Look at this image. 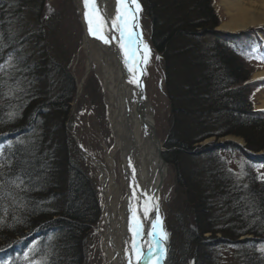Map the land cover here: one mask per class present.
Here are the masks:
<instances>
[{
    "label": "trees",
    "instance_id": "trees-1",
    "mask_svg": "<svg viewBox=\"0 0 264 264\" xmlns=\"http://www.w3.org/2000/svg\"><path fill=\"white\" fill-rule=\"evenodd\" d=\"M138 2L164 68L162 156L182 197L164 264H223L221 249L235 250L236 264H264V110L249 91L264 79L252 80L247 65L264 62V26L217 32L213 0ZM48 10L45 0H0V264H86L100 215L68 133L77 85L45 41Z\"/></svg>",
    "mask_w": 264,
    "mask_h": 264
},
{
    "label": "bare ground",
    "instance_id": "bare-ground-1",
    "mask_svg": "<svg viewBox=\"0 0 264 264\" xmlns=\"http://www.w3.org/2000/svg\"><path fill=\"white\" fill-rule=\"evenodd\" d=\"M78 9L79 21L83 29L82 52L85 56L84 72H89L94 65L104 89V97L108 106L107 120L112 131V141L105 148L104 161L89 154L88 160L96 171L102 195V216L99 222V250L103 256V264H129L132 234L129 221L132 216L130 205L137 210V216L143 225V235L139 243L147 253L151 243L148 232L152 229V221L156 219L155 209L143 215L145 201L152 200L158 204V214L163 229L164 181L169 172L160 153V147L148 132L145 123L152 121L151 101L144 88V68L138 65L137 75L142 86L131 83L133 74L123 60L119 47V33L112 27V19L116 15L117 0H95L97 8L105 17L106 34L110 43L91 36L84 18V0H73ZM138 2V1H137ZM224 10L225 21L218 26L227 33H240L249 28L264 26V0H219ZM139 3V2H138ZM140 4V3H139ZM135 8V5H132ZM141 15V5L138 16ZM142 28L136 29L142 35ZM117 39H112V37ZM143 51V50H142ZM143 71L140 72L139 70ZM146 69V68H145ZM254 77H264V70H258ZM75 96L82 91V81H76ZM264 108V100L261 102ZM153 111V110H152ZM133 193L136 199L133 200ZM155 198V199H152ZM151 207V205H149ZM132 264H137L134 257ZM139 264H153L147 255Z\"/></svg>",
    "mask_w": 264,
    "mask_h": 264
},
{
    "label": "rangeland",
    "instance_id": "rangeland-1",
    "mask_svg": "<svg viewBox=\"0 0 264 264\" xmlns=\"http://www.w3.org/2000/svg\"><path fill=\"white\" fill-rule=\"evenodd\" d=\"M50 9L42 14L45 19L44 26L48 30L49 36L45 41L47 46L51 49L52 56L58 60L63 59L62 62L67 66L72 76L77 80H81L84 75L85 69V56L82 52L83 44V29L79 21V15L73 0H45V6ZM213 8L219 15L220 22L225 21L224 10L220 6L219 0H213ZM48 12V13H47ZM46 16V17H45ZM56 24V27L51 25V22ZM139 25L142 28V36L144 43L147 44L150 50L147 63H144L146 75L144 80V88L149 94L151 107L153 110V124L156 129L157 135L162 143V152L164 149V141L169 130V101L166 95L165 82L163 80L164 68L160 55L153 49L150 44L151 25L149 21L142 15L139 18ZM251 29V28H249ZM217 32H225L220 26L215 29ZM248 30V29H247ZM261 38L264 36L261 35ZM143 49V47H142ZM259 50V49H258ZM143 54L145 49H143ZM159 57V59H157ZM250 70L251 79L258 80L254 77V73L258 70H264V62H257L247 64ZM98 66L90 68L86 74L83 83L82 91L79 97L74 96L70 106V128L68 133L74 140L78 139L80 145L88 151L92 156L97 157L104 161L105 148H109L112 141V131L107 120V103L104 97V89L99 80L96 70ZM77 83V82H76ZM250 101L253 108L256 110H264L261 108V102L264 100V87L255 88L251 87L249 90ZM231 139L236 143L243 145L242 138L227 136L220 140ZM207 139L204 143L209 142ZM77 148L78 145L74 140ZM79 150V148H78ZM80 152V150H79ZM81 153V152H80ZM82 159L80 160L85 172L91 178L95 190L97 192L100 202V215L98 222L91 229L92 246L89 248L86 264H103V256L99 250L100 243V230L99 222L102 216V195L99 183L96 177V171L91 166L89 160L81 153ZM238 157V156H237ZM169 165V172L164 181V200L163 207V231L169 225L175 228V219H177L178 205L182 201V197L177 187L176 176L173 167ZM174 239L173 247H178V243ZM180 244L182 246L181 240ZM183 249V248H182ZM264 249V246L259 247V252ZM223 257V264H236L238 261L237 252L235 250H220Z\"/></svg>",
    "mask_w": 264,
    "mask_h": 264
},
{
    "label": "snow or ice",
    "instance_id": "snow-or-ice-1",
    "mask_svg": "<svg viewBox=\"0 0 264 264\" xmlns=\"http://www.w3.org/2000/svg\"><path fill=\"white\" fill-rule=\"evenodd\" d=\"M135 5V8H132V5ZM84 18L88 25V32L91 36L103 41V43L108 44L110 40L106 34V24L105 17L97 8L95 0H84ZM140 4L137 0H117V9L116 15L112 19V27L116 32L119 33L118 43L119 47L123 53V60L125 65L128 67V71L133 74V79L130 80L131 83L142 86L140 82V77L137 75L138 65L141 62L147 63L148 57L150 55V50L144 41L142 40L141 35L136 29H139V16ZM112 39H117V37H112ZM141 46L145 49L143 55L140 54ZM255 51V49H253ZM159 59V57H157ZM5 67V65H0V69ZM140 72L143 70L140 69ZM16 113H9V119L15 118ZM23 143V141H19ZM11 141L8 143V147H11ZM4 145L0 144V155L3 154ZM3 167V164H0V168ZM243 168V165H241ZM2 174V173H0ZM243 173L241 172V175ZM17 180H20L17 177ZM16 183V181H13ZM20 183H23L20 180ZM17 187L20 186L19 183L16 184ZM133 200L136 199L135 193H133ZM155 199V198H152ZM151 205V207L149 206ZM153 209L156 210L157 215L156 219L152 221V229L148 232V237L151 239V243L148 246L147 253L143 251V246L139 243L140 237L143 235V225L139 217L137 216V210L133 209L130 205V211L132 216L129 221V231L132 234L131 240V249H125L126 253L129 251L131 255L129 256V264H132L133 257L137 264L139 261L144 259L145 255L149 260H153V264H162V261L165 259L167 249L164 247V242L168 238V234L163 231L161 218L158 214L159 207L158 204H152V200L145 201L143 215L147 218L148 213ZM53 239L52 236H49V240ZM37 241H34L29 247L28 250L24 252V258L27 260L31 253L35 252L38 247ZM264 251V249H261ZM46 257L44 260L46 261ZM35 264H43L42 261H36Z\"/></svg>",
    "mask_w": 264,
    "mask_h": 264
},
{
    "label": "water",
    "instance_id": "water-1",
    "mask_svg": "<svg viewBox=\"0 0 264 264\" xmlns=\"http://www.w3.org/2000/svg\"><path fill=\"white\" fill-rule=\"evenodd\" d=\"M77 9V8H76ZM77 12H78V9H77ZM80 23H81V21H80ZM82 24V23H81ZM82 26V25H81ZM141 35V34H140ZM141 37H142V40L144 41V39H143V36L141 35ZM142 46H141V48H140V54L141 55H143V52H142ZM144 64V63H143ZM145 66L143 65V68H144ZM86 74H87V72H85L84 73V75H83V77H82V79H81V81H82V84L84 83V81H85V78H86ZM147 73H146V71H145V68H144V75H146ZM151 112H152V121L148 124V123H145L146 124V127H148V132L151 134V136L153 137V140L154 141H156V143L158 144V146L160 147V145H162V143H161V140H160V138L158 137V135H157V132H156V129H155V127H154V124H153V111H152V107H151ZM75 141H76V143H77V145H78V148H79V150H80V152L87 158V157H89V154L88 153H86V151L84 150V148L80 145V143H79V141H78V139L75 137V139H74ZM160 153H161V155H162V146L160 147ZM162 158H163V156H162ZM88 159V158H87ZM164 159V158H163ZM165 164H168L165 160L163 161ZM164 247H165V242H164ZM166 248V247H165ZM165 259H166V256H165ZM165 259L162 261V264H164L165 263Z\"/></svg>",
    "mask_w": 264,
    "mask_h": 264
}]
</instances>
